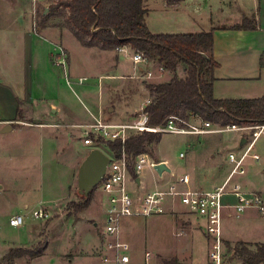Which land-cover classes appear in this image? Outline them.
Instances as JSON below:
<instances>
[{
    "label": "rangeland",
    "instance_id": "374dc122",
    "mask_svg": "<svg viewBox=\"0 0 264 264\" xmlns=\"http://www.w3.org/2000/svg\"><path fill=\"white\" fill-rule=\"evenodd\" d=\"M258 1L183 0V11L176 9L169 11L164 8L167 0H145L144 8L148 10L147 23L157 31L172 34H194L200 30L208 31L211 28L235 25L240 23L243 16L246 15L250 22H255V19L258 21L259 29L257 30L264 34V27L262 28V24L259 22L262 17V1L260 0V3ZM58 2L59 0H37V3L32 0H0V23L5 24L7 18H10V22L15 20L24 25L21 22L23 17H30L33 12V28L38 32V28L43 22L42 16L47 15L49 8L54 7ZM54 21L58 20L54 19ZM60 21L62 23L64 20L60 18ZM48 25H52V22H49ZM36 40L41 43L45 41L44 39L39 40V38ZM262 40L264 41V36ZM3 42L6 40L0 34V43ZM64 42L72 52L73 61H76L79 66L80 73L90 72L89 65H94L95 70L100 71L104 76L113 74L127 76L118 87H112L110 90L112 93L104 92L102 95L100 87L105 84L104 88H106V84L113 82L112 80H108L106 77L99 80L98 75L89 78L85 76L87 81L83 86H80L71 81L69 75L65 78L62 71V92L68 108H77L82 101L85 104L95 105L102 100L105 102L110 100V105L116 106L117 110L124 111V113L120 112V118L114 123L124 124L132 121L134 117L138 116L139 112L136 109L138 110L141 103L146 102L147 106L152 101L147 86L167 83L174 76V73L170 71L161 73L154 65L152 79L143 81L138 78L136 80L131 76L135 72V68L129 58V51L127 54H121L120 64L116 68L115 65L113 66L114 55L112 53L103 52L97 48H83L71 33H65ZM255 43L259 44L256 36ZM75 44L78 45L77 48ZM125 47L133 50L131 46ZM59 48L64 50L65 59L68 61L66 50L59 45L51 47L53 60L58 61ZM184 68L185 66L182 65L177 69V75L180 78L186 77ZM107 71L109 72L107 73ZM67 80H70V85H67ZM255 83L257 84L253 85L257 88L253 87L254 91H257L258 87H263L264 90V76ZM107 111L106 106L104 113L108 116ZM111 113L115 114L116 112L112 110ZM104 120L113 122L109 118ZM190 123L200 125L201 121L199 119L195 122L190 120ZM215 125L222 127L220 124ZM12 126L16 127L15 124ZM240 126L244 127L248 124H240ZM253 133V130H246L211 134V136L160 134L162 139L157 147L155 145L153 149L147 148L145 153L153 161L157 157L166 159L172 167L182 169L190 163L194 156L205 154L210 148L208 146L217 141L222 142L224 146V150L220 151L223 159L226 154L229 155V152L241 154L244 150L240 147L241 139L245 138L251 142ZM235 137L237 140L231 142L230 139ZM193 144L196 145L195 148L192 147ZM79 146L89 148L84 144ZM98 146L104 152L109 153L104 145ZM55 147L47 145L38 130L26 132L16 130L6 135H0V264H100L98 257L100 235L105 223L103 192L99 185L94 191L93 203L89 209L84 210L85 212H77L74 204H78L82 199L78 193V172L81 164L79 166L74 162L72 149L68 151V147L63 146V149L66 150L62 149V151H58L59 154H56L52 152ZM252 154L259 155L260 160L254 161L252 158H248L244 164L245 173L235 175L227 186V191L232 190L233 187L237 188V186L238 188L240 186L243 192H248L244 191L243 187L245 186L248 190L264 191V133L255 142ZM225 163L227 173H229L232 165L228 156ZM141 177L145 185L150 188L154 186L159 175L151 168H145ZM244 182L246 185L243 184ZM8 184H10L9 192ZM39 210L48 213V216L45 219L35 218L33 213ZM12 215H24V224L21 227H12L9 223ZM166 215L169 220H172L170 213ZM176 215L179 216V214ZM135 219L138 220L135 260L146 264V255L144 256L146 251L169 256L176 249L175 247L179 248L183 244V239L173 235L167 222H160L166 218H161L155 223L150 218ZM146 219L149 220L147 224L145 223ZM261 221L264 223V220ZM95 222L99 223L96 227ZM235 245H230L228 248L224 243L222 264H243L242 260L234 256ZM17 248L30 250L34 256H23L7 261L6 255L11 249ZM37 254L38 256H36ZM178 257L180 259L187 258V256L183 257L182 253H179ZM154 263V259L147 262V264ZM209 264H213L210 258Z\"/></svg>",
    "mask_w": 264,
    "mask_h": 264
},
{
    "label": "crops",
    "instance_id": "0c3cea01",
    "mask_svg": "<svg viewBox=\"0 0 264 264\" xmlns=\"http://www.w3.org/2000/svg\"><path fill=\"white\" fill-rule=\"evenodd\" d=\"M32 1L37 3V0ZM261 1L262 17L259 22L263 28L264 0ZM258 2L260 3V0ZM183 4V0L176 1L173 6L165 2L164 8L169 11L171 9L183 11ZM32 13L30 17H23L21 22L24 25L15 20L10 22V18H7L5 24L0 23V34L6 40V42L0 43V135L9 134L10 132L3 134L1 130L5 126H12L13 124L16 127L12 126L13 130L11 133L16 130L21 132L38 130L47 145H50V147L56 146L52 150L53 153L59 154L58 151H62L63 146H67L68 151L72 149L71 153L74 157V162L80 166L89 155L90 150L93 149L83 143L86 131L89 130L87 126L94 122L93 117L109 118L113 122H116L120 118V112L124 113V111L117 110L116 106L110 105V100L108 102L102 100V102L100 101L95 105L89 102V104H85L81 100L82 102L77 108H68L62 92V71L65 78L69 75L71 81L80 86H83L87 81V77L85 76L89 78L98 75L100 77L99 80H103L104 77L112 80L113 82L106 84V88H104L105 84H102V87H100L102 95H104V92L112 93L110 92L112 87H118L127 76H115L114 74L104 76L100 71L97 72L95 70L94 65H89L90 72L80 73L79 66H77L76 61H73L72 52L64 42L65 33H71V31L66 27H60L59 25L62 23L60 18L56 17L49 21L52 22V25L38 28L37 32L33 28ZM147 16L148 14L146 15V24L153 34H172L153 30L147 23ZM54 19L58 21H54ZM245 19H248V16L244 15L241 22L235 25L210 29L214 30V58L220 65L214 71L215 82L213 92L216 99L244 100L257 99L264 96L263 87H258L257 91L253 89V87L257 88L253 84H257L255 82L261 80L264 76V70L259 65V58L264 52V41L262 40L264 34L257 30L259 26L256 29L257 31L233 30L234 26L241 25ZM26 25L27 29L25 30ZM201 32L207 31L200 30V32L195 33ZM255 36L259 43L258 45L255 43ZM36 38H39V40L44 39L45 41L41 43ZM49 44L52 45L50 46ZM54 45H59L66 50L68 56L66 69L53 60L51 47ZM75 46L76 48L78 47L77 44ZM128 51L130 53L129 58L131 59L132 52L129 48H126L122 52L120 50L103 52H109L114 55L113 66L115 65L117 68L120 64L121 54H127ZM134 71L131 76L137 80L138 73L136 70ZM92 79L95 80V78ZM68 84H71L70 80H67ZM142 103L136 111L139 112L141 107L146 105V102ZM106 106L108 108V116L104 113ZM18 109L22 111L20 118L17 116ZM112 110H115L116 113H111ZM196 120L193 119L194 122ZM235 140H237L236 137L230 139L231 142ZM81 144L89 148L78 147ZM192 147L195 148L196 145L193 144ZM208 147L210 148L205 154L194 156L190 163L182 169L174 168L168 160L160 159L156 156L157 159L155 161L166 163L170 169V172L163 173V180L166 182L172 181L175 177L188 174L191 178L190 189L211 191L221 186L227 180L230 173H227L225 163L228 155L226 154L223 159V156L220 154V151L224 150V146L220 141ZM160 178L161 176L159 175L154 186L150 188L142 181L141 194L155 190ZM243 184L246 185V182ZM243 188L244 191L247 190L248 192H243L240 186L239 188L238 186L237 188L233 187L230 192L259 193L264 197V191L248 190L246 186ZM9 191L10 184H8ZM227 201L234 202L235 199L233 196H228ZM177 210L181 211L182 209L178 206ZM170 215L172 220H169L166 214L151 217L150 220H154L152 222L155 223L161 218H166L160 222H167L173 235L183 239V244L179 248L175 247L176 249L169 256L160 253L153 254L149 251H146L144 256L149 252L151 254L149 261L151 262V259H154V264L171 262H177L178 264H209L211 243L205 234L204 222L188 214H179V216L176 214ZM93 216L95 217V215ZM103 216H105V210L103 211ZM261 220H264V215L261 216L256 208L248 209L239 216L234 213L233 209L225 210L223 223L224 243L226 245H234L243 242L252 246L264 244V223ZM147 222H149L148 219H146L145 223L147 224ZM137 224L138 220L135 218L125 219L122 222V231L131 246V263L143 264V262L135 260ZM94 225L96 227L99 223L95 222ZM179 253H182L183 257L187 256V258L180 259L178 257Z\"/></svg>",
    "mask_w": 264,
    "mask_h": 264
},
{
    "label": "trees",
    "instance_id": "16d2710c",
    "mask_svg": "<svg viewBox=\"0 0 264 264\" xmlns=\"http://www.w3.org/2000/svg\"><path fill=\"white\" fill-rule=\"evenodd\" d=\"M178 0H167L170 6ZM148 10L144 0H59L43 15L39 28L48 26L52 18H62L60 27H66L85 48L113 51L131 46L155 59L167 71L174 73L167 83L148 85L151 103L144 111L152 127L164 125L175 116L187 122L198 116L213 124L264 125V96L257 99L220 100L214 97V71L220 66L214 58V30L194 34H153L146 24ZM257 21L245 19L233 30H256ZM185 66V78L177 75V69ZM264 70V52L260 58ZM17 116H22L18 109ZM162 139L160 134L142 133L121 141L105 143V149L120 157L123 153L133 158L153 149ZM132 175L135 176L134 171ZM95 191V190H94ZM94 191L87 199L74 204L77 212L88 209ZM230 247V244H227ZM47 248V247H46ZM234 256L243 264L264 263V244L250 245L239 242L233 249ZM23 256H34L30 250L11 249L7 261ZM38 256V254L36 255ZM165 264H178L177 262Z\"/></svg>",
    "mask_w": 264,
    "mask_h": 264
},
{
    "label": "built area",
    "instance_id": "2783aa9c",
    "mask_svg": "<svg viewBox=\"0 0 264 264\" xmlns=\"http://www.w3.org/2000/svg\"><path fill=\"white\" fill-rule=\"evenodd\" d=\"M37 29V27H35ZM127 47H120L125 51ZM130 50V49H129ZM132 52V62L138 73L137 78L148 81L154 77L153 66L161 73L167 72L166 68L155 59L148 57L140 51ZM57 64L64 69L67 68L66 54L59 48ZM146 105L141 107L138 116L132 121L121 124L108 122L102 118H95L94 123L87 126L84 143L90 147L99 148L108 142L121 141L123 144L132 135L142 133L176 134V135H211L225 132H241L253 130V140L242 148L241 154L230 152L228 159L232 165L227 180L219 187L211 191H200L190 189L191 178L188 174L175 177L172 181L163 180L162 176L157 188L146 194H141L142 186L141 173L145 168L155 170L159 163L155 162L147 153H141L131 158L125 153L120 157L112 152L106 153L110 158L106 173L100 183L105 199V223L100 235L99 260L100 264H132L130 260L131 246L126 240L122 231V222L128 218H151L165 214H188L204 222L205 234L207 235L211 249L209 252L210 261L213 264H222L224 239L223 223L225 210L233 209L239 216L246 210L256 208L261 215H264V197L259 193H242L227 191L229 182L235 175L245 173L244 164L248 158L259 161L257 154H252L257 139L264 133V125H248L241 127L237 124L217 127L215 124L204 121L198 116L194 119L201 121L200 125H193L190 122L178 117H169L167 122L158 127L148 124V115L145 113ZM134 171L135 176L132 175ZM228 196H233L234 202L227 201ZM181 207V211L177 207ZM33 216L37 219H45L48 213L34 211ZM24 215H14L9 223L12 227H21L24 224ZM151 254L146 253V264Z\"/></svg>",
    "mask_w": 264,
    "mask_h": 264
},
{
    "label": "water",
    "instance_id": "95a60500",
    "mask_svg": "<svg viewBox=\"0 0 264 264\" xmlns=\"http://www.w3.org/2000/svg\"><path fill=\"white\" fill-rule=\"evenodd\" d=\"M47 12L48 9L46 10V13ZM12 130V126L7 125L1 130V133H9ZM246 144L247 139H241L240 147H243ZM109 163L110 158L101 149L94 148L90 151L89 155L82 162L78 172V193L82 198L87 199L100 185ZM155 170L160 176H162L163 173L170 172L166 163L157 164Z\"/></svg>",
    "mask_w": 264,
    "mask_h": 264
}]
</instances>
